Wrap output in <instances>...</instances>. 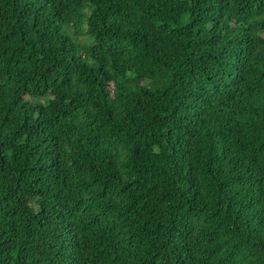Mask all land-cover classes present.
Masks as SVG:
<instances>
[{
	"label": "trees",
	"instance_id": "1",
	"mask_svg": "<svg viewBox=\"0 0 264 264\" xmlns=\"http://www.w3.org/2000/svg\"><path fill=\"white\" fill-rule=\"evenodd\" d=\"M0 264H264V0H0Z\"/></svg>",
	"mask_w": 264,
	"mask_h": 264
},
{
	"label": "rangeland",
	"instance_id": "2",
	"mask_svg": "<svg viewBox=\"0 0 264 264\" xmlns=\"http://www.w3.org/2000/svg\"><path fill=\"white\" fill-rule=\"evenodd\" d=\"M68 34L73 39V41L77 42V45L82 50L81 53L83 54L84 53V46L87 43V39H89V38L87 36L81 37V36H76L75 34L73 35L72 31H71V33H68ZM84 39H85V42L83 43Z\"/></svg>",
	"mask_w": 264,
	"mask_h": 264
}]
</instances>
